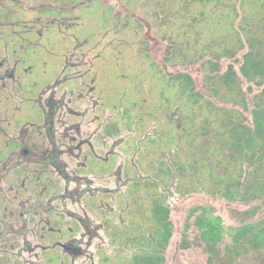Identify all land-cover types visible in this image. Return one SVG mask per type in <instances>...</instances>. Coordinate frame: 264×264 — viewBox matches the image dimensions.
<instances>
[{"label": "rangeland", "instance_id": "rangeland-1", "mask_svg": "<svg viewBox=\"0 0 264 264\" xmlns=\"http://www.w3.org/2000/svg\"><path fill=\"white\" fill-rule=\"evenodd\" d=\"M0 264H264V0H0Z\"/></svg>", "mask_w": 264, "mask_h": 264}, {"label": "trees", "instance_id": "trees-1", "mask_svg": "<svg viewBox=\"0 0 264 264\" xmlns=\"http://www.w3.org/2000/svg\"><path fill=\"white\" fill-rule=\"evenodd\" d=\"M249 229H250L249 226H243V227L239 228V231L245 232V231H248ZM237 236H238V234H236L235 237H237ZM239 236H240V235H239Z\"/></svg>", "mask_w": 264, "mask_h": 264}]
</instances>
